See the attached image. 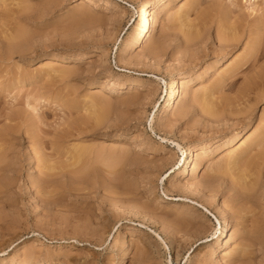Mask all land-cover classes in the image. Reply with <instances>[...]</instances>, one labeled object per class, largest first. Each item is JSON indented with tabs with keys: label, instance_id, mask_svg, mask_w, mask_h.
Segmentation results:
<instances>
[{
	"label": "rangeland",
	"instance_id": "1",
	"mask_svg": "<svg viewBox=\"0 0 264 264\" xmlns=\"http://www.w3.org/2000/svg\"><path fill=\"white\" fill-rule=\"evenodd\" d=\"M145 1L0 0V264H264V0H162L120 60Z\"/></svg>",
	"mask_w": 264,
	"mask_h": 264
},
{
	"label": "bare ground",
	"instance_id": "2",
	"mask_svg": "<svg viewBox=\"0 0 264 264\" xmlns=\"http://www.w3.org/2000/svg\"><path fill=\"white\" fill-rule=\"evenodd\" d=\"M160 5H163L162 4V0H158V2L154 3L152 1H145L140 7H138L136 10H135V14H136V19L134 20V28H132V30L130 31L129 33V36L124 40V43L122 44L121 48H120V60L122 58V55L127 52V51H135L137 49H139L143 43H144V40L145 38L147 37V34L153 24V22H155L156 20V17H151L150 16V10L153 6L155 7H159ZM130 6V5H129ZM131 7V6H130ZM155 16V15H154ZM217 21V20H216ZM205 23V22H204ZM222 24V23H220ZM229 25H231L232 23H227ZM224 27H225V24H223ZM228 25V26H229ZM235 25V24H234ZM216 27H218L217 25H215ZM201 27V26H200ZM230 27V26H229ZM233 28V25L231 26ZM236 27V26H235ZM227 28V27H226ZM229 29V28H228ZM226 29V30H228ZM224 30V28H223ZM234 29H232L231 31L229 30V35L228 36H222V35H217L216 36V42L219 43L220 47H219V50H218V54H223L224 51H227V48H229L230 46H233V45H236L238 43L241 42V39H242V35H237L235 34V31L233 32ZM236 30V29H235ZM196 31V30H195ZM193 32V31H192ZM190 33V32H189ZM217 33V32H216ZM221 33V32H220ZM223 33V32H222ZM238 33V32H237ZM248 33V32H247ZM246 33V34H247ZM233 34V35H232ZM240 34V33H239ZM245 34V35H246ZM194 35V34H193ZM191 35V36H193ZM197 35V34H196ZM189 36V35H188ZM259 36V35H258ZM245 37V36H244ZM252 37V36H251ZM195 39V37H193ZM246 38L248 39L249 42H251V47H250V51L248 52V56L244 58V61H241L239 63H237V65L235 66V69L236 71L238 72V70H241V71H248L249 73V70L253 69L255 66L254 64H256V59L257 57L259 58V56L261 55V52L263 53L264 49H263V43H261V41L257 42V40L254 38H250V34L249 35H246ZM257 38V37H256ZM194 39H192L194 41ZM94 53L95 51H93L92 53L89 54V56H94ZM5 54V53H4ZM258 54H260L258 56ZM60 55H55L53 57V60H61V59H66V56H63L61 59L59 57ZM224 56V55H223ZM127 57V56H126ZM226 58V57H225ZM124 59V58H122ZM223 59V58H222ZM133 62V61H132ZM119 63V62H118ZM123 63V62H122ZM121 64V63H120ZM234 69V70H235ZM262 70V69H261ZM242 73V72H241ZM245 73V72H244ZM260 73V72H259ZM237 74V73H236ZM182 74H178L176 75L174 78H172L169 83L167 84L162 78H156V80L160 81L165 87L164 89V104H163V109L166 111L168 110L169 108H171L173 106V100L177 94V87L179 85V80L182 78L181 77ZM235 75V73H234ZM246 84V83H245ZM229 85V84H228ZM131 86H136L135 83H133ZM230 86H231V83H230ZM128 90H132L131 87L129 86L128 87ZM104 91V90H103ZM239 93L242 94V97H236L237 101L239 102L240 100H242V98L244 100H249L251 98V96L253 97H259L261 95L264 94V71L261 72L260 74H257L256 77L249 81L241 90H239ZM252 97V98H253ZM262 97V96H261ZM235 99V100H236ZM252 100V99H251ZM254 100V99H253ZM256 100V99H255ZM250 101V100H249ZM249 101H247L249 103ZM234 102V101H233ZM247 104V103H245ZM206 105V104H205ZM206 107V106H205ZM212 111V110H211ZM231 114V113H230ZM213 115V114H212ZM210 116V114H209ZM213 117V116H212ZM214 119V117H213ZM150 123H154V117L151 118V121ZM246 130H247V127L246 125L241 129L240 132L238 133H235L233 135L232 138H230L229 140V146H234L236 145L237 143H239V139L242 138L244 135H247L246 134ZM248 133V132H247ZM164 140V139H162ZM215 141V139H214ZM176 146L177 149L181 150V147L175 143L174 144ZM209 146V143H206L204 145H200L198 147H195V146H189L187 147V149L185 150V152L187 153V155L189 156V160H188V163H186V166L183 167V169L180 171V173L178 174V177L179 178H186L188 176V168H189V165L191 163V159L194 155V152L197 151V149H205ZM184 152V151H182ZM186 156V155H185ZM199 158V157H198ZM202 158V157H201ZM193 160V159H192ZM234 161V159H233ZM200 163H201V160L198 159V161L192 166V175L193 176H196L201 168H200ZM232 163V162H231ZM234 163V162H233ZM250 170V169H249ZM245 172V171H244ZM260 172V171H259ZM262 173V172H261ZM254 174V173H253ZM248 175V173L246 174ZM255 175V174H254ZM191 176V175H190ZM252 176V175H251ZM259 176V175H258ZM263 175H261L262 177ZM192 177V176H191ZM242 177V176H241ZM243 178V177H242ZM245 178V176H244ZM254 178V177H253ZM243 180V179H242ZM255 182V181H254ZM258 183V182H256ZM244 184V183H243ZM255 185V183H253ZM252 185V183H251ZM253 185V187H254ZM259 185V184H258ZM235 186V184H234ZM238 187V186H237ZM241 187V185H240ZM239 187V188H240ZM244 188V186H243ZM250 188V187H249ZM255 188V187H254ZM190 189V188H188ZM236 189V187H235ZM230 190V189H229ZM241 190L238 189V192L235 191V195L233 197V199H243V192L240 193L239 191ZM247 190V189H245ZM243 191V190H242ZM231 192V191H230ZM245 192V191H244ZM249 192V190H248ZM233 193V192H232ZM234 194V193H233ZM247 194V193H246ZM239 201V200H238ZM201 208L204 207V209L207 211V209L205 208V206L201 205ZM224 210V208H222ZM130 210V209H129ZM225 211V210H224ZM210 216H213L211 213H208ZM214 218V217H212ZM227 219H224L222 222L223 224H226L227 225ZM230 237H232V235H230ZM218 239V238H217ZM216 239V242H218V240ZM229 239V238H228ZM202 242V241H201ZM206 242V241H204ZM203 242V243H204ZM229 243V242H228ZM27 257V256H25Z\"/></svg>",
	"mask_w": 264,
	"mask_h": 264
}]
</instances>
